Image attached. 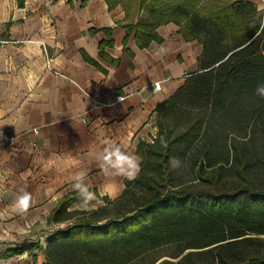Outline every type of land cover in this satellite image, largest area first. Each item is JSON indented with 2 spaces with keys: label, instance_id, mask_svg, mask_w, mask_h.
Instances as JSON below:
<instances>
[{
  "label": "trees",
  "instance_id": "16d2710c",
  "mask_svg": "<svg viewBox=\"0 0 264 264\" xmlns=\"http://www.w3.org/2000/svg\"><path fill=\"white\" fill-rule=\"evenodd\" d=\"M140 47L173 22L202 52L197 71L155 109L156 136L140 141V171L120 196L92 211H69L70 194L48 221L65 224L45 247L23 244L0 258L37 250L44 264H264V18L247 1L139 0ZM198 118L174 135L171 121ZM166 144V147H165ZM172 157L191 160L181 180ZM234 173L235 181H228ZM35 264V263H34Z\"/></svg>",
  "mask_w": 264,
  "mask_h": 264
},
{
  "label": "crops",
  "instance_id": "0c3cea01",
  "mask_svg": "<svg viewBox=\"0 0 264 264\" xmlns=\"http://www.w3.org/2000/svg\"><path fill=\"white\" fill-rule=\"evenodd\" d=\"M138 1L0 0V255L23 244L45 247L67 225L48 217L70 194L69 211H92L103 197L120 196L129 179L103 171L106 142L135 155L140 141L152 143L156 107L198 70L201 45L173 22L155 27L159 41L138 45ZM239 1L264 18V2ZM81 173L95 193L91 201L72 188ZM22 188L32 196L25 213L12 207ZM44 262L37 250L0 258Z\"/></svg>",
  "mask_w": 264,
  "mask_h": 264
},
{
  "label": "clouds",
  "instance_id": "9594fccd",
  "mask_svg": "<svg viewBox=\"0 0 264 264\" xmlns=\"http://www.w3.org/2000/svg\"><path fill=\"white\" fill-rule=\"evenodd\" d=\"M257 94L264 96V85H259L256 89ZM166 147V144H165ZM172 167L179 166V160L172 157L169 161ZM141 160L137 155L122 150L119 145L106 142L102 153V169L105 174L124 176L129 180L134 179L140 171ZM74 191L78 192L85 201L95 199V193L90 190L89 185L85 182L83 173L74 177L72 184ZM32 200L31 193L26 189H20L12 205L13 210L19 213H25L30 207Z\"/></svg>",
  "mask_w": 264,
  "mask_h": 264
},
{
  "label": "rangeland",
  "instance_id": "374dc122",
  "mask_svg": "<svg viewBox=\"0 0 264 264\" xmlns=\"http://www.w3.org/2000/svg\"><path fill=\"white\" fill-rule=\"evenodd\" d=\"M212 3H216V1H212ZM196 118H198L196 112H194V115L192 113L185 114V116L179 118L178 121H171L169 123V128L174 135H177V134L183 132L189 124L191 125L192 123H194ZM191 160H193V158ZM191 160L188 161V163H183V162L179 161V166L177 167V169H178L181 180H188V179L192 178V174L190 172ZM254 172L258 176L264 177V167L263 166L254 167ZM228 176H229L228 181H232V180L235 181V174L234 173H231ZM58 226H62V224H60ZM66 226L64 225L61 228L64 229Z\"/></svg>",
  "mask_w": 264,
  "mask_h": 264
},
{
  "label": "built area",
  "instance_id": "2783aa9c",
  "mask_svg": "<svg viewBox=\"0 0 264 264\" xmlns=\"http://www.w3.org/2000/svg\"><path fill=\"white\" fill-rule=\"evenodd\" d=\"M258 1L264 2V0H258ZM155 89H159V85L158 84L155 85ZM118 99H121V98L118 97ZM2 140H3L4 143H6V142H8L10 140V137L8 135H6V134H3L2 135Z\"/></svg>",
  "mask_w": 264,
  "mask_h": 264
}]
</instances>
